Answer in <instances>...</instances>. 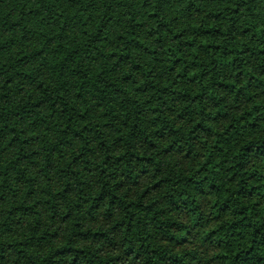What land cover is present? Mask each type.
Returning <instances> with one entry per match:
<instances>
[{
  "label": "trees",
  "instance_id": "trees-1",
  "mask_svg": "<svg viewBox=\"0 0 264 264\" xmlns=\"http://www.w3.org/2000/svg\"><path fill=\"white\" fill-rule=\"evenodd\" d=\"M0 264H264V0H0Z\"/></svg>",
  "mask_w": 264,
  "mask_h": 264
}]
</instances>
